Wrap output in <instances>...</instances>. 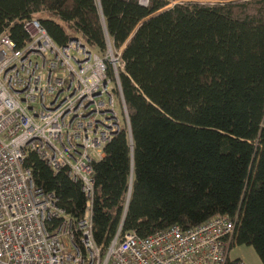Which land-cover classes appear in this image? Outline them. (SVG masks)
<instances>
[{"label": "trees", "instance_id": "obj_1", "mask_svg": "<svg viewBox=\"0 0 264 264\" xmlns=\"http://www.w3.org/2000/svg\"><path fill=\"white\" fill-rule=\"evenodd\" d=\"M170 1L0 0V35L20 49L36 20L57 46L79 37L121 51L128 121L92 165L101 252L118 233L146 238L228 216L230 243L264 264V0ZM22 168L72 220L83 217L86 198L66 169L31 152Z\"/></svg>", "mask_w": 264, "mask_h": 264}, {"label": "built area", "instance_id": "obj_2", "mask_svg": "<svg viewBox=\"0 0 264 264\" xmlns=\"http://www.w3.org/2000/svg\"><path fill=\"white\" fill-rule=\"evenodd\" d=\"M24 29L29 41L20 49L0 35V264H226L235 247L228 216L146 238L118 233L101 252L92 237V165L123 125L119 110L128 121L118 87L121 51L107 46L100 53L79 37L57 46L36 20ZM29 152L80 185L81 219L72 220L54 194L35 187L22 168Z\"/></svg>", "mask_w": 264, "mask_h": 264}, {"label": "crops", "instance_id": "obj_3", "mask_svg": "<svg viewBox=\"0 0 264 264\" xmlns=\"http://www.w3.org/2000/svg\"><path fill=\"white\" fill-rule=\"evenodd\" d=\"M234 250H237V252H235V254H232V251H234ZM248 254H249V251L248 250L247 251H243V250L240 251V247L237 248V246H235L234 248H232L230 250L229 255H228V258L230 260H240L244 264H261V263H257Z\"/></svg>", "mask_w": 264, "mask_h": 264}, {"label": "rangeland", "instance_id": "obj_4", "mask_svg": "<svg viewBox=\"0 0 264 264\" xmlns=\"http://www.w3.org/2000/svg\"><path fill=\"white\" fill-rule=\"evenodd\" d=\"M172 4L176 3L175 0H171L170 1ZM171 4V5H172ZM146 7V6H145ZM118 53V52H113V54ZM119 117H120V123L121 124H125L126 125V118L125 115L122 113V111H118ZM240 247V251H249V256H251L252 259H254L257 263H261L258 256L256 255V253L254 252V250L252 248L246 247V246H237V248ZM247 249V250H246ZM235 252H237V250L232 251V254H235Z\"/></svg>", "mask_w": 264, "mask_h": 264}]
</instances>
